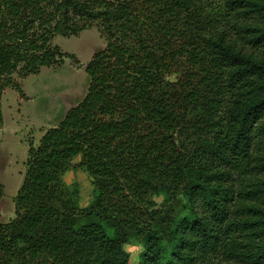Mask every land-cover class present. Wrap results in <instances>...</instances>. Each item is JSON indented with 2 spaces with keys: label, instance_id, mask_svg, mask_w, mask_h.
I'll list each match as a JSON object with an SVG mask.
<instances>
[{
  "label": "trees",
  "instance_id": "obj_1",
  "mask_svg": "<svg viewBox=\"0 0 264 264\" xmlns=\"http://www.w3.org/2000/svg\"><path fill=\"white\" fill-rule=\"evenodd\" d=\"M95 26L88 93L30 145L0 264H264V0H0L2 85Z\"/></svg>",
  "mask_w": 264,
  "mask_h": 264
},
{
  "label": "rangeland",
  "instance_id": "obj_2",
  "mask_svg": "<svg viewBox=\"0 0 264 264\" xmlns=\"http://www.w3.org/2000/svg\"><path fill=\"white\" fill-rule=\"evenodd\" d=\"M216 2V1H214ZM213 2L215 6L216 3ZM220 1V22L226 13ZM66 54L62 65L42 68L39 73L23 78L12 75L13 86H3L0 78V184L3 195L0 199V223L13 220L15 199L23 184L30 145L38 146L43 135L59 126L67 113L87 95L90 79L86 68L93 56L104 50L106 41L97 26L79 36L53 40ZM3 87V88H2ZM79 160H76L77 163ZM69 185L77 184L80 189V205L87 207L93 197V185L83 170H70L65 175ZM160 207L164 198L155 197ZM134 261L139 260L142 247L133 243L126 246ZM211 264H230L222 258Z\"/></svg>",
  "mask_w": 264,
  "mask_h": 264
}]
</instances>
